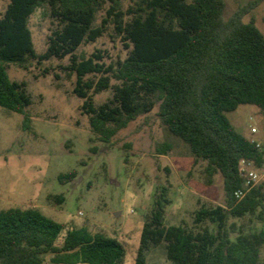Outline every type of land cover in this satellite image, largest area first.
I'll return each mask as SVG.
<instances>
[{
    "label": "trees",
    "instance_id": "16d2710c",
    "mask_svg": "<svg viewBox=\"0 0 264 264\" xmlns=\"http://www.w3.org/2000/svg\"><path fill=\"white\" fill-rule=\"evenodd\" d=\"M124 2L10 0L0 15V107L22 114L30 130L32 98L26 82L11 79L9 66L28 69L33 61L52 59H68L59 69L65 81L75 78L72 93L83 100L81 112L104 143L158 107L161 123L189 146L194 164L205 163L206 183L222 176L226 205L202 206L193 227L167 226V200L157 198L145 217L135 264H147L148 252L161 245L173 264H262L264 226L253 218L264 223L263 187L255 185L241 200L235 193L245 180L242 160L262 168L264 150L227 114L240 105L264 113V33L254 20H244L264 0H250L229 18L225 0H141L128 9ZM38 8L53 25L41 54L29 26ZM105 35L121 39L128 50L124 60L107 64L100 50L79 53ZM106 91L111 97L97 105L95 96ZM171 149L164 143L156 153ZM77 174L73 169L57 179L67 184ZM245 217L247 227L231 221ZM125 257V245L115 237L59 223L37 208H0V264H123Z\"/></svg>",
    "mask_w": 264,
    "mask_h": 264
},
{
    "label": "rangeland",
    "instance_id": "374dc122",
    "mask_svg": "<svg viewBox=\"0 0 264 264\" xmlns=\"http://www.w3.org/2000/svg\"><path fill=\"white\" fill-rule=\"evenodd\" d=\"M10 0H0V15ZM141 0H125L124 8ZM189 2L192 0H188ZM250 0H225L229 18ZM254 20L264 33V3L244 18ZM36 52L44 53L47 37L53 28L45 8H38L30 18ZM102 51L107 64L124 60L128 55L120 38L105 35L86 44L80 54L90 56ZM68 59H52L42 64L33 61L28 69L9 66L12 80L26 82L32 98L27 109L31 129L23 127L24 116L0 107V208H37L55 221L86 226L120 240L126 248L123 264H135L145 221L157 198L165 197V223L194 226L195 213L202 206L226 205L223 178L206 183L205 163L194 164L189 146L172 135L157 115L158 107L147 117H140L122 129L111 143L100 141L92 132L89 119L81 112L83 100L72 91L73 81H65L60 65ZM49 68V69H48ZM50 73H44L45 70ZM61 74L56 80L54 74ZM115 82V81H113ZM111 91L95 96L101 104ZM235 129L264 146V113L254 105H240L227 114ZM255 127L258 132L251 133ZM172 146L166 155L157 147ZM77 170V177L61 184L58 175ZM258 185L264 191V167L256 168ZM57 196H63L60 203ZM253 222L261 227L264 223ZM247 227L249 217L232 219ZM211 229L215 226L206 223ZM264 264V248L261 251ZM147 264H173L163 245L152 248Z\"/></svg>",
    "mask_w": 264,
    "mask_h": 264
},
{
    "label": "built area",
    "instance_id": "2783aa9c",
    "mask_svg": "<svg viewBox=\"0 0 264 264\" xmlns=\"http://www.w3.org/2000/svg\"><path fill=\"white\" fill-rule=\"evenodd\" d=\"M258 130L253 127L251 129V133L255 134L257 133ZM252 141H255L257 143V146L262 148V150H264L262 144L254 139H251ZM241 170L244 173V183H243V188L239 189L238 191H236L235 196L238 200H241L247 191H249L252 187H254L255 185L258 184L259 181V174L256 170V167L254 166V164L252 162L246 161V160H242L241 162Z\"/></svg>",
    "mask_w": 264,
    "mask_h": 264
},
{
    "label": "crops",
    "instance_id": "0c3cea01",
    "mask_svg": "<svg viewBox=\"0 0 264 264\" xmlns=\"http://www.w3.org/2000/svg\"><path fill=\"white\" fill-rule=\"evenodd\" d=\"M245 137H247V136H245ZM247 138H249V137H247ZM249 139H251V138H249ZM257 141V140H256Z\"/></svg>",
    "mask_w": 264,
    "mask_h": 264
}]
</instances>
